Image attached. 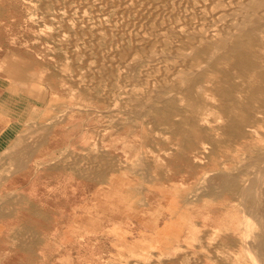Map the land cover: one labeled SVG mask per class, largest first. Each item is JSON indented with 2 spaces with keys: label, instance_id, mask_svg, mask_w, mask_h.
I'll return each mask as SVG.
<instances>
[{
  "label": "rangeland",
  "instance_id": "374dc122",
  "mask_svg": "<svg viewBox=\"0 0 264 264\" xmlns=\"http://www.w3.org/2000/svg\"><path fill=\"white\" fill-rule=\"evenodd\" d=\"M59 1L0 0V94L9 95V100L10 95L31 98L33 101L24 108L26 117L22 125L36 126L44 134L48 127L61 128L65 143L53 151L36 150L45 152L42 159H33L34 150L30 152L25 165L36 173L30 189L1 188L0 264H264V218L257 213L249 218L256 260L243 248L244 216L252 207L248 205L252 200L246 205L237 190L254 178L256 167L250 168L247 158L263 153L264 139L253 135L235 141L221 131L212 130V126L223 123L220 114L208 110L195 112L191 107L195 99L177 93L183 85L169 77L178 66L177 69L186 68L180 64L186 49L165 45L155 48L153 53L138 50L133 56L152 57L153 66L140 63L135 67L139 71L133 66L125 68L129 71L121 69L116 67V59L121 55L116 57L115 50L128 41L133 43L122 32L139 24L136 16L114 5L108 7L110 0H61L62 4ZM165 85L169 88H164ZM137 88L142 91L139 93ZM157 96L162 98L155 99ZM204 99L205 104L217 103L211 94ZM119 102L124 107L119 108ZM6 110L0 108V120L8 119ZM257 129L264 134V126ZM219 137L221 141L217 142ZM114 164H120L116 172L123 184L121 189L104 184L113 173L110 168ZM4 166L0 186L14 171L13 166ZM222 172L232 177L215 178ZM214 181L225 186H217ZM257 193L264 200L261 191ZM169 204L186 217L177 251L164 254L159 247L137 254L126 249L130 241L151 233L155 218L164 224Z\"/></svg>",
  "mask_w": 264,
  "mask_h": 264
},
{
  "label": "bare ground",
  "instance_id": "6f19581e",
  "mask_svg": "<svg viewBox=\"0 0 264 264\" xmlns=\"http://www.w3.org/2000/svg\"><path fill=\"white\" fill-rule=\"evenodd\" d=\"M35 1V0H34ZM84 0H81V2ZM49 2V1H47ZM61 3V0L59 1ZM68 2V1H67ZM70 2V1H69ZM72 2V1H71ZM76 2V1H75ZM79 2V0L77 1ZM92 2V1H91ZM110 2V3H109ZM108 7L116 6L118 10L125 13H132L136 16L135 21H139L138 25L130 27V31L121 32L132 38L123 44L119 50H115L121 55L116 59V67L127 70L136 64L150 63L154 58L147 56L135 57L133 52L140 50H149L152 52L155 48L161 46L166 47H183L186 53L181 58L183 69H176L169 77L171 80L179 81L183 86H180L177 93L194 98L195 101L191 104L192 110L195 112L215 111L220 114L222 124L212 126V130L221 131V134L230 136L235 141L241 139H249L256 135V138L264 139V134L259 133L257 126H264V0H110ZM84 3V2H83ZM105 3V2H104ZM102 3V4H104ZM44 4V2H43ZM43 4L41 5L43 7ZM57 4V3H56ZM62 4V3H61ZM60 4V5H61ZM73 4V3H72ZM79 4V3H77ZM76 4V5H77ZM89 4V3H87ZM100 4V3H99ZM66 5V4H65ZM86 5V4H83ZM101 5V4H100ZM106 5V4H105ZM56 6V5H55ZM58 6V4H57ZM87 6V5H86ZM113 6V7H114ZM61 7V6H59ZM76 6L73 5V9ZM83 7V6H82ZM81 7V8H82ZM112 7V8H113ZM36 8V7H35ZM39 8V7H38ZM55 8V7H54ZM65 8V7H64ZM66 8H69L68 6ZM71 8V7H70ZM107 8V7H106ZM56 9V8H55ZM58 9V8H57ZM87 9V8H86ZM86 9L83 12L87 13ZM65 10V9H64ZM72 10V9H71ZM71 10L70 13H71ZM88 10V9H87ZM96 11V9H95ZM47 12V11H46ZM79 12V11H78ZM82 12V11H81ZM94 12V11H93ZM119 14V11H117ZM57 13V12H56ZM70 13L68 19L70 18ZM84 13L82 15L84 16ZM40 14V12L38 13ZM43 14V13H42ZM41 14V15H42ZM75 14V13H74ZM78 14V13H77ZM92 14V13H91ZM58 15V14H57ZM60 15V14H59ZM73 15V13H72ZM79 15V14H78ZM100 15V14H99ZM121 15V12H120ZM39 16V15H38ZM94 16H97L95 13ZM102 16V15H101ZM119 16V15H118ZM125 16V15H124ZM37 17V16H36ZM48 17V15L46 16ZM82 17V16H81ZM100 17V16H99ZM127 17V16H126ZM125 17V18H126ZM44 18V17H43ZM53 18V17H52ZM67 18V17H66ZM78 18V17H77ZM80 18V15H79ZM78 18V19H79ZM96 18V17H95ZM94 18V20H95ZM119 19V17H117ZM41 19V18H40ZM58 19V18H57ZM81 19V18H80ZM79 19V20H80ZM84 19V18H83ZM82 19V20H83ZM101 19V18H100ZM105 19V18H104ZM116 19V18H115ZM113 19V20H115ZM117 19V20H118ZM44 20V19H41ZM66 20V19H65ZM74 19L73 21H75ZM85 20V19H84ZM91 20V19H90ZM108 20V19H106ZM129 20V19H128ZM59 21V20H58ZM70 21V19H69ZM68 21V22H69ZM77 21V20H76ZM88 21V20H87ZM96 21V20H95ZM103 21V20H102ZM120 21V20H119ZM39 22V21H38ZM43 22V21H42ZM49 22V21H48ZM67 22V21H66ZM80 22V21H79ZM98 22V21H97ZM116 22V21H115ZM114 22V23H115ZM40 23V22H39ZM47 23V22H46ZM73 23V22H72ZM81 23V22H80ZM79 23V24H80ZM96 23V22H95ZM102 23V22H101ZM126 23V21H125ZM132 24V21L130 22ZM135 23V22H134ZM142 23V24H140ZM50 24V23H49ZM58 24V22H57ZM78 24V25H79ZM85 24V23H84ZM83 24V25H84ZM99 24V22H98ZM111 24V23H110ZM130 24V25H131ZM68 25V24H67ZM77 25V24H76ZM89 25V24H87ZM86 25V29H87ZM95 25V24H94ZM114 25V24H113ZM134 25V24H133ZM56 26V25H55ZM54 26V27H55ZM65 26V25H64ZM71 26V25H69ZM90 26V25H89ZM92 26V25H91ZM97 26V25H96ZM105 26V25H104ZM119 26V25H118ZM47 27V26H46ZM95 27V26H94ZM112 27V26H110ZM121 27V26H120ZM59 28V26L57 27ZM79 29V26L77 27ZM76 28V30H77ZM107 28V26H106ZM109 28V27H108ZM107 28V29H108ZM119 28V27H118ZM129 28V27H128ZM55 29V28H54ZM66 29V28H65ZM99 29V27H98ZM110 30V29H109ZM116 30V29H115ZM63 31V30H62ZM80 31V30H79ZM108 31V30H107ZM119 32V29L117 30ZM61 32V31H60ZM65 32V31H64ZM63 32V33H64ZM67 32V31H66ZM78 32V31H77ZM97 32V29L96 31ZM94 32V33H95ZM103 32V31H101ZM112 32V31H111ZM114 32V31H113ZM104 33V32H103ZM109 33V32H108ZM115 33V32H114ZM58 34V33H57ZM67 34V33H66ZM79 34V33H78ZM93 34V33H92ZM97 34V33H96ZM64 35V34H63ZM72 35V34H71ZM88 35V32H87ZM109 35V34H108ZM119 33L117 34V36ZM55 36V35H54ZM88 35L87 40H90ZM110 36V35H109ZM116 36V37H117ZM63 37V36H61ZM66 37V36H65ZM79 37V36H78ZM97 37V36H96ZM118 38V37H117ZM125 38V37H124ZM125 38V39H127ZM84 39V38H83ZM119 39V38H118ZM117 39V40H118ZM74 40V39H73ZM71 39V41H73ZM94 40V39H93ZM96 40V39H95ZM94 40V41H95ZM116 40V41H117ZM70 41V42H71ZM107 41V40H106ZM110 41V40H109ZM119 41V40H118ZM126 41V40H125ZM85 39V43H86ZM105 42V41H104ZM120 42V41H119ZM118 42V45L120 43ZM82 43V42H81ZM84 43V44H85ZM64 44V43H63ZM80 44V43H78ZM87 44V43H86ZM109 44V43H108ZM67 45V43H66ZM65 46V45H64ZM63 46V47H64ZM81 46V45H79ZM113 46V44H112ZM111 46V47H112ZM115 46V45H114ZM62 47V48H63ZM67 47V46H66ZM73 48V45L71 46ZM78 47V46H77ZM75 48V47H74ZM95 48V47H94ZM104 48V47H103ZM109 48V47H108ZM83 49V47H82ZM107 49V47L105 48ZM115 49V48H114ZM70 50V49H69ZM95 50V49H94ZM103 50V49H102ZM112 50V49H111ZM98 51V50H97ZM138 51V52H139ZM172 51V50H171ZM174 51V50H173ZM104 52V51H102ZM113 52V51H112ZM137 52V53H138ZM141 52V51H140ZM147 52V51H146ZM147 52V53H148ZM158 52V51H157ZM175 52V51H174ZM153 53V52H152ZM155 53V52H154ZM165 53V52H164ZM163 53V54H164ZM167 53V52H166ZM172 53V52H171ZM72 54V52H71ZM139 54V53H138ZM168 54V53H167ZM99 55V54H98ZM137 55V54H136ZM155 55V54H154ZM172 55V54H171ZM72 56V55H71ZM89 56V55H88ZM159 56V55H158ZM174 56V55H173ZM74 57V56H73ZM101 57V56H99ZM98 59H102L99 58ZM154 57V56H153ZM171 57V56H170ZM92 58V57H91ZM115 58V57H114ZM156 58V57H155ZM89 59V57L87 58ZM86 59V60H87ZM108 59V58H105ZM111 58H109L110 60ZM158 59V58H157ZM173 59V58H172ZM177 59V58H176ZM180 59V58H179ZM111 63L112 61H109ZM156 60V59H155ZM154 60V61H155ZM161 60V59H160ZM74 61V60H73ZM99 61V60H98ZM181 61V60H180ZM86 62V61H85ZM115 62V61H113ZM160 62V61H159ZM179 62V61H178ZM101 63V62H100ZM153 63V62H152ZM87 64V63H86ZM113 64V63H112ZM160 64V63H159ZM174 64V63H173ZM178 64V63H177ZM85 65V64H84ZM98 65V64H96ZM100 65V64H99ZM98 65V66H99ZM108 65V64H107ZM135 65V66H134ZM152 65V64H151ZM150 65V67H151ZM158 65V64H157ZM165 65V64H164ZM172 64H169V67ZM83 66V64H82ZM104 66V65H103ZM148 66V65H146ZM153 66V65H152ZM156 66V65H155ZM173 66V65H172ZM102 67V66H101ZM108 67V66H107ZM114 66L111 67V69ZM115 67V68H116ZM132 67V69H133ZM161 67V65H160ZM176 67V66H175ZM181 67V65H180ZM90 68V67H89ZM137 68V67H136ZM135 68V69H136ZM149 68V66H148ZM163 68V67H162ZM101 69V68H100ZM108 69V68H107ZM119 69V70H121ZM151 69V68H150ZM170 69V68H169ZM89 70V69H88ZM86 71L89 72V71ZM93 70V69H92ZM91 70V71H92ZM103 70V69H102ZM101 70V71H102ZM110 70V69H109ZM108 70V71H109ZM137 70V69H136ZM143 70V69H142ZM146 70V69H145ZM144 70V72H146ZM161 70V69H160ZM95 71V70H94ZM106 71V70H105ZM104 71V72H105ZM115 71V70H114ZM129 71V69L127 70ZM139 71V70H137ZM136 71V72H137ZM151 70H149L150 72ZM78 72V71H76ZM84 72V71H83ZM125 72V71H124ZM131 72V71H130ZM135 72V71H134ZM147 72V73H149ZM157 72V71H156ZM154 71V73H156ZM161 72V71H160ZM159 72V73H160ZM39 73V72H38ZM96 73V72H95ZM120 73V71H118ZM127 73V72H126ZM153 73V74H154ZM164 73V72H161ZM166 73V72H165ZM93 74V73H92ZM105 74V73H104ZM103 74V75H104ZM107 74V73H106ZM122 74V73H121ZM124 74V73H123ZM143 74V73H142ZM89 75V74H88ZM97 75V74H96ZM110 75V74H109ZM116 75V74H115ZM120 75V74H118ZM128 75V74H127ZM79 76V75H78ZM133 76V75H132ZM131 76V77H132ZM139 76V75H138ZM145 76V75H143ZM147 76V75H146ZM155 76V75H154ZM160 76V75H159ZM164 76V75H163ZM167 76V75H166ZM80 77V76H79ZM98 77V75H97ZM111 77V76H110ZM135 77V75L133 76ZM104 78V77H103ZM156 78V77H155ZM161 78V77H160ZM96 79V78H95ZM98 79V78H97ZM106 79V77H105ZM121 79V78H119ZM130 79V78H129ZM133 79V78H131ZM144 79V78H143ZM150 79V78H149ZM169 79V80H170ZM24 80V79H23ZM76 80V79H74ZM88 80V79H87ZM103 80V79H102ZM124 81V78H122ZM121 80V81H122ZM135 80V79H134ZM161 80V79H160ZM159 80V81H160ZM119 81V84L121 83ZM146 81V80H145ZM148 81V80H147ZM173 81V82H174ZM85 82V81H84ZM98 82V81H97ZM113 82V81H111ZM116 82V81H115ZM132 82V80L130 81ZM144 82V81H143ZM142 82V83H143ZM151 82V80H150ZM171 82V81H170ZM83 83V82H82ZM96 83V81H95ZM118 83V82H117ZM125 83V82H124ZM127 83V82H126ZM125 83V84H126ZM141 83V82H140ZM167 83V82H166ZM169 83V81H168ZM180 83V84H181ZM85 84V83H84ZM91 84V83H90ZM103 84V83H102ZM101 84V85H102ZM118 84V85H119ZM123 84V83H122ZM150 83L149 85H151ZM155 84V83H154ZM160 84V83H159ZM173 84V83H172ZM8 85V84H7ZM39 85V84H38ZM89 85V84H88ZM110 85V82L109 84ZM124 85V84H123ZM122 85V86H123ZM137 85V84H136ZM134 85V86H136ZM147 85V84H146ZM162 85V84H161ZM126 86V85H124ZM123 86V87H124ZM132 86V87H134ZM139 86V85H138ZM166 86V85H165ZM169 88V85H167ZM164 87V88H167ZM82 87V86H80ZM84 87V85H83ZM97 87V86H96ZM129 87V86H128ZM158 87V86H157ZM160 87V85H159ZM85 88V87H84ZM91 88V87H89ZM111 88V87H109ZM121 88V87H120ZM124 88H127L124 87ZM131 88V87H130ZM145 88V87H144ZM149 88V87H148ZM151 88V86H150ZM149 88V89H150ZM9 89V88H8ZM105 89H107L105 87ZM123 89V88H122ZM122 89H120L122 91ZM135 90V87L133 88ZM139 89V88H137ZM148 89V90H149ZM154 89V88H153ZM152 89V91H153ZM157 89V88H156ZM160 89V88H158ZM99 90V89H98ZM129 90V89H128ZM144 90V89H143ZM155 90V89H154ZM161 90V89H160ZM116 91V90H115ZM119 91V90H118ZM137 91V90H136ZM142 90L139 89V93ZM162 91V90H161ZM14 92V90H13ZM120 92V91H119ZM91 93V92H90ZM105 93V92H104ZM107 92L106 94H108ZM129 93V92H128ZM138 93V92H137ZM146 93V92H145ZM150 93V90L147 92ZM174 93V92H173ZM10 94V93H9ZM93 94V93H92ZM110 94V93H109ZM131 94V93H129ZM170 94V93H169ZM168 94V95H169ZM215 96L217 103H204L209 95ZM24 95V94H23ZM111 95V94H110ZM124 95V94H123ZM123 95H121L123 97ZM132 95V94H131ZM130 95V96H131ZM135 95V93H134ZM151 95V93H150ZM149 95V96H150ZM11 96V95H10ZM18 96V95H17ZM126 96V95H125ZM9 97V96H7ZM117 97V95H116ZM128 97V96H127ZM132 97V96H131ZM129 97V99L131 98ZM137 97V96H136ZM141 97V96H140ZM151 97V96H150ZM12 98V97H11ZM110 98V97H109ZM113 98V97H112ZM161 99V96L155 99ZM166 98V96H165ZM115 99V98H114ZM128 99V100H129ZM152 99V98H151ZM39 100V99H38ZM106 100V99H105ZM113 100V99H112ZM127 100V99H126ZM134 100V98H133ZM141 100V99H140ZM138 99V101H140ZM148 100V98H147ZM164 100V99H163ZM146 101V97L145 100ZM143 101V103H144ZM113 102V101H111ZM117 102V101H116ZM123 102V101H122ZM131 102V101H130ZM134 101H132L133 103ZM136 102V101H135ZM134 102V104H135ZM141 102V101H140ZM147 102V101H146ZM10 103V102H9ZM48 103V102H47ZM60 103V102H59ZM120 103V102H119ZM126 103V102H125ZM123 103V104H125ZM149 103V102H148ZM181 103V102H180ZM204 103V104H203ZM3 104V103H2ZM113 107L115 103L113 102ZM121 104V103H120ZM137 104V103H136ZM145 104V103H144ZM151 104V103H150ZM9 105V104H8ZM48 105V104H47ZM112 105V103H111ZM110 105V107H111ZM117 107H119V104ZM122 105V104H121ZM121 107H124L123 105ZM139 105V104H138ZM137 105V106H138ZM143 105V104H142ZM147 105V104H146ZM182 105V104H180ZM6 106V105H5ZM35 106V105H34ZM38 106V105H37ZM49 106V105H48ZM126 106V104H125ZM136 106V107H137ZM149 106V104L147 105ZM151 106V105H150ZM40 107V106H39ZM112 107V108H113ZM147 108L146 106H142ZM21 108V107H20ZM23 108V107H22ZM26 109V107H24ZM77 108V106H76ZM127 108V107H126ZM124 108V109H126ZM138 108V107H137ZM140 108V106H139ZM138 108V110H139ZM150 108V107H148ZM156 109V107H151ZM31 109V108H30ZM36 109V108H35ZM49 109V108H48ZM90 109V108H89ZM87 109V110H89ZM111 109V108H109ZM115 109V108H114ZM112 109V110H114ZM123 109V108H122ZM129 109V108H128ZM127 109V111H128ZM143 109V108H142ZM23 110V109H22ZM32 110V109H31ZM99 110V109H97ZM120 110V109H118ZM130 110V109H129ZM141 110V108H140ZM146 110V109H144ZM34 111V110H33ZM42 110H40L41 112ZM44 111V110H43ZM105 110H103L104 112ZM126 111V110H125ZM132 111V109H131ZM136 111V110H135ZM134 111V112H135ZM30 112V111H29ZM50 112V111H49ZM48 112V113H49ZM56 112V111H55ZM64 112V111H63ZM102 112V110L100 111ZM110 112V111H108ZM123 112V111H122ZM134 112H129L134 113ZM144 112V111H140ZM146 112V111H145ZM144 112V113H145ZM32 113V112H31ZM46 113V112H45ZM136 113V112H135ZM143 113V114H144ZM35 114V113H34ZM101 114V113H100ZM103 114V113H102ZM127 114V112H126ZM142 114V115H143ZM37 115V114H36ZM141 115V113H140ZM59 116V115H58ZM135 116V115H134ZM26 117V116H25ZM36 117V116H35ZM29 118V117H28ZM54 119V117H53ZM148 119V118H147ZM146 119V120H147ZM151 118L149 117V120ZM33 120V119H32ZM36 120V119H35ZM153 120V119H151ZM156 121V120H154ZM4 122V121H3ZM151 122V121H150ZM220 122V121H219ZM24 123V122H23ZM54 123V122H53ZM57 123V122H56ZM151 125V124H150ZM49 126V125H48ZM52 126V125H51ZM55 126V125H54ZM147 126V124H146ZM44 129V128H43ZM27 131V130H26ZM23 135V134H22ZM21 135V136H22ZM149 135V133H148ZM31 138V137H30ZM29 138V139H30ZM255 138V139H256ZM145 141V140H144ZM147 141V140H146ZM219 137L217 142H220ZM214 144V142H208ZM147 145V144H146ZM209 146V145H207ZM205 146L207 149L209 147ZM147 150V149H146ZM88 151V150H87ZM263 151V150H262ZM5 153H7L4 150ZM104 152V150L102 151ZM212 152H215L213 149ZM16 153V152H15ZM14 153V154H15ZM66 153V152H65ZM64 155V154H63ZM70 156V155H69ZM92 156V155H91ZM148 156V155H147ZM14 157V156H13ZM58 157V156H57ZM98 157V156H96ZM101 157V156H100ZM55 158V157H54ZM81 158V157H80ZM105 158V157H104ZM56 159V158H55ZM79 159V158H78ZM107 159V158H106ZM142 159V158H141ZM250 168L256 167L254 178H252L245 187L237 189L244 196V202L247 205L249 200L250 207L246 214L244 225L243 248L254 259L255 243L250 238V216L254 213L260 214L264 218V200L259 199L258 190L264 196V151L261 154L249 156ZM53 161V160H52ZM92 161V160H91ZM90 161V162H91ZM102 161V160H101ZM105 162V161H104ZM77 163V162H76ZM103 163V162H102ZM247 163V162H246ZM70 164V163H69ZM78 164V163H77ZM80 164V163H79ZM123 164V163H122ZM92 165V164H91ZM90 165V166H91ZM110 165V164H109ZM120 164L111 166L113 173L104 181L105 187L122 188V181L118 180L116 172ZM249 165V164H247ZM87 166V165H86ZM40 167V166H39ZM73 167V166H72ZM92 167V166H91ZM249 167V166H247ZM93 168V167H92ZM122 168V167H121ZM244 168V167H242ZM241 168V169H242ZM8 169V168H7ZM96 169V168H95ZM94 169V170H95ZM101 169V168H100ZM238 169V168H236ZM93 170V171H94ZM249 170V169H248ZM257 170V172H256ZM99 172V170H98ZM238 172V171H237ZM236 172V173H237ZM248 172V171H247ZM93 174V173H92ZM234 174V173H233ZM230 174L228 172L218 173L215 178L226 179ZM95 176V174H94ZM231 176V175H230ZM232 177V176H231ZM92 178V177H91ZM209 178V177H208ZM245 178V177H244ZM214 179V178H213ZM229 179V178H227ZM233 180V179H232ZM220 181V180H219ZM218 181V182H219ZM227 181V180H226ZM213 182V181H212ZM222 182V181H221ZM232 182V181H231ZM201 183V182H200ZM216 184V182L214 181ZM220 183V182H219ZM216 184L217 186L220 184ZM226 183V182H225ZM230 183V181H229ZM215 185V186H216ZM224 185V184H223ZM222 185V186H223ZM227 185V184H226ZM221 186V185H220ZM221 186V187H222ZM225 186V185H224ZM183 189V188H182ZM189 190V189H188ZM254 192V193H252ZM237 195V194H236ZM254 195V196H253ZM241 196V195H240ZM253 196V198H252ZM243 198V197H242ZM241 198V200H242ZM264 198V197H261ZM236 203V202H235ZM242 204V203H241ZM245 204H242L243 206ZM246 207V206H245ZM158 208V207H157ZM162 208V207H161ZM160 209V208H159ZM165 209V208H164ZM8 211V210H7ZM164 211V210H163ZM168 217L164 220V224L158 222L155 218L150 226V234H144L140 240L130 241L125 248L134 253L150 252L151 248H161L162 253L170 254L177 251V244L180 240L185 215L176 209L173 205L167 206ZM158 212V211H157ZM160 213V212H159ZM246 213V211H245ZM151 214V213H150ZM256 214V215H257ZM157 215V214H156ZM151 216V215H150ZM155 216V215H154ZM259 217V216H258ZM143 218V217H142ZM256 218V216H254ZM262 220V219H261ZM98 221V220H97ZM260 222V221H259ZM255 223V222H254ZM253 224V223H252ZM258 224V223H257ZM76 225V224H75ZM256 225V224H255ZM264 225V224H263ZM254 226V225H253ZM260 226V225H258ZM121 227V226H120ZM122 228V227H121ZM113 229V228H112ZM256 230V229H254ZM258 230V227H257ZM256 230V231H257ZM263 230V229H262ZM262 232V231H261ZM260 232V233H261ZM264 232V231H263ZM206 234V233H205ZM255 234V233H254ZM256 234L260 235L256 232ZM73 235V234H72ZM71 235V236H72ZM112 235V234H111ZM116 235V233H115ZM262 235V233H261ZM22 236V235H21ZM77 236V235H76ZM114 236V235H113ZM264 236V235H263ZM262 236V237H263ZM66 237V236H65ZM63 237V238H65ZM259 237V236H258ZM257 237V238H258ZM125 239V238H124ZM263 239V238H262ZM117 240V239H116ZM115 240V241H116ZM75 241V240H74ZM129 241V240H128ZM126 242V240H125ZM262 243V242H261ZM118 244V243H117ZM113 246V244H112ZM91 247V246H90ZM260 247L257 244V248ZM262 247V246H261ZM216 248V247H214ZM261 249V248H260ZM258 249V250H260ZM202 250V249H201ZM191 251V250H190ZM261 251V250H260ZM263 251V250H262ZM116 252V251H115ZM80 253V252H79ZM93 253V252H92ZM120 253V252H119ZM238 255V254H237ZM257 255V254H256ZM249 256V257H250ZM264 256V253H263ZM65 257V256H64ZM86 257V256H85ZM93 257V256H92ZM91 257V258H92ZM196 257V256H195ZM250 257V258H251ZM258 257V256H257ZM69 258V257H68ZM82 258V257H81ZM94 258V257H93ZM251 258L250 260H252ZM261 258V256H260ZM263 259V258H262ZM257 260V259H256ZM260 260V259H259ZM258 260V261H259ZM73 262V261H72ZM192 262V261H191ZM263 262V260H262ZM84 263V262H83ZM264 263V262H263ZM262 264V263H261Z\"/></svg>",
  "mask_w": 264,
  "mask_h": 264
},
{
  "label": "crops",
  "instance_id": "0c3cea01",
  "mask_svg": "<svg viewBox=\"0 0 264 264\" xmlns=\"http://www.w3.org/2000/svg\"><path fill=\"white\" fill-rule=\"evenodd\" d=\"M7 96L9 95L0 94V108L8 109L6 110L8 113L6 117L9 119V121L5 118L0 120V179H4L3 171L6 169L4 164L13 166L14 171L1 184L0 190L3 187L11 188V190L30 189L36 181V173L27 169L25 160L32 150H34L33 159H42L46 157L45 152H37L36 150L53 151L63 147L65 144L64 136H62L63 131L56 126L48 127L44 134L36 126L22 125L26 115L23 113L24 107H27L33 100L28 96L25 98L23 96L14 97L13 95L9 100ZM6 149H11V151L5 153L4 150Z\"/></svg>",
  "mask_w": 264,
  "mask_h": 264
}]
</instances>
